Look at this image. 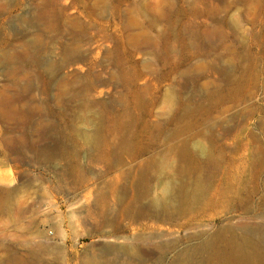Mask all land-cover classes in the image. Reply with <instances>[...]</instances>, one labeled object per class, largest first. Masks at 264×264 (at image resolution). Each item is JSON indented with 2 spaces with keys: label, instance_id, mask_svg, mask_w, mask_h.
<instances>
[{
  "label": "rangeland",
  "instance_id": "obj_1",
  "mask_svg": "<svg viewBox=\"0 0 264 264\" xmlns=\"http://www.w3.org/2000/svg\"><path fill=\"white\" fill-rule=\"evenodd\" d=\"M96 134L128 138L117 169ZM182 145L197 167L180 177L166 160L155 194L172 178L178 207L207 175L213 204L174 233L150 220L154 240L258 223L230 197L264 184V0H0V261L114 264L100 248L127 241L92 233L97 188Z\"/></svg>",
  "mask_w": 264,
  "mask_h": 264
},
{
  "label": "bare ground",
  "instance_id": "obj_2",
  "mask_svg": "<svg viewBox=\"0 0 264 264\" xmlns=\"http://www.w3.org/2000/svg\"><path fill=\"white\" fill-rule=\"evenodd\" d=\"M110 143L106 138L96 134L90 146L117 169L123 163V155L129 151L130 142L124 137ZM166 160L168 163L171 160L174 164L168 170L180 177L197 167L194 155L182 145L168 149L160 156H151L141 161L136 173L127 169L116 173L105 182V190L103 188L101 192V189L96 187L98 192L96 204L100 210L96 226L91 228L92 233L119 234L118 236L127 241L119 246H102L101 253L112 256L114 264H264V184L262 193L256 197L244 195L245 193L242 194V191L238 190L230 197L236 207L246 206L242 219L259 220L258 223H244L241 227L228 224L206 234H193L186 238L196 243L181 247L176 240L160 242L154 240L155 233L152 229L153 223L149 224L150 220L160 218L161 222L168 224L169 233H174L175 228L184 229L195 219L200 218L213 204L208 193L211 181L207 175L196 181L193 189L178 207L169 203L171 195L174 196L177 192L172 178L167 186L161 188L159 194H155L156 188L162 182L156 174L166 167ZM255 198L259 199V207L253 209L247 207ZM159 220L155 219V222ZM130 229L133 231L132 236L122 234ZM174 248L177 250L176 255L173 259H168ZM44 249H47V246ZM154 250L155 258L151 259ZM55 251L57 255L55 259L60 262L63 260L62 247L56 248ZM37 263L36 258L20 254L0 261V264ZM79 264L103 263L97 256L85 250L81 253Z\"/></svg>",
  "mask_w": 264,
  "mask_h": 264
}]
</instances>
